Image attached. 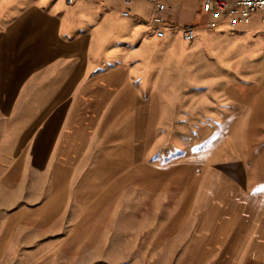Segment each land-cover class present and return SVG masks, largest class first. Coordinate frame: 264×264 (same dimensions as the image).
I'll return each mask as SVG.
<instances>
[{
  "label": "rangeland",
  "instance_id": "374dc122",
  "mask_svg": "<svg viewBox=\"0 0 264 264\" xmlns=\"http://www.w3.org/2000/svg\"><path fill=\"white\" fill-rule=\"evenodd\" d=\"M195 44L153 39V54L138 52L132 85L107 89L99 131L76 135L78 163L0 166V228L30 241L0 245V264H264V151L249 149L246 166L226 156L228 142L257 140L240 99L248 78L214 70L215 54L176 53Z\"/></svg>",
  "mask_w": 264,
  "mask_h": 264
},
{
  "label": "crops",
  "instance_id": "0c3cea01",
  "mask_svg": "<svg viewBox=\"0 0 264 264\" xmlns=\"http://www.w3.org/2000/svg\"><path fill=\"white\" fill-rule=\"evenodd\" d=\"M177 1L159 0L167 24L192 25L199 36H206L194 37L195 51L181 45L176 53L183 58L189 53L215 54L214 70L248 78L240 85V99L249 107L245 117L259 119L253 127L257 140L247 146L228 142L227 151L234 153L226 156L250 165L249 149L264 151V11L237 29L210 30L205 25L211 16L205 12L203 25L174 23L178 13L196 17L202 11L198 0L189 5ZM122 9L123 0H0L1 167L27 165L46 172L78 163L83 147L76 135L99 131L95 128L107 89L132 85L138 76V52L153 54V39H181L174 29L164 38L154 36L148 26L153 10L149 1L133 0L131 17H120ZM163 49L168 55L175 52L170 46ZM164 74L168 78L169 73ZM225 84L226 92L234 85ZM231 99L230 94L225 98ZM260 200L255 219L261 218L264 228V196ZM29 227L24 219L17 224V229ZM10 229V222L1 226L0 245L30 242L17 234L11 237ZM1 258L3 254L0 262L5 260Z\"/></svg>",
  "mask_w": 264,
  "mask_h": 264
},
{
  "label": "built area",
  "instance_id": "2783aa9c",
  "mask_svg": "<svg viewBox=\"0 0 264 264\" xmlns=\"http://www.w3.org/2000/svg\"><path fill=\"white\" fill-rule=\"evenodd\" d=\"M72 3L75 0H66ZM153 4V10L148 21V26L153 30L156 38H164L168 29L177 31L181 39L191 43L196 35V27L192 25H183L172 27L167 24L163 16V7L159 0H147ZM200 9L211 16V20L205 25L206 29H237L240 26L248 25L252 21V16L258 12L264 11V0H198ZM133 0H123V17L133 16Z\"/></svg>",
  "mask_w": 264,
  "mask_h": 264
}]
</instances>
